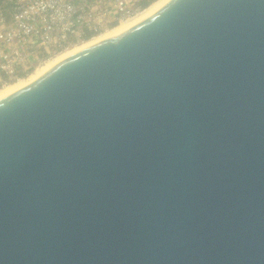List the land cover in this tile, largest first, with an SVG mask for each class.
<instances>
[{"label":"water","instance_id":"water-1","mask_svg":"<svg viewBox=\"0 0 264 264\" xmlns=\"http://www.w3.org/2000/svg\"><path fill=\"white\" fill-rule=\"evenodd\" d=\"M0 264H264V0H168L2 98Z\"/></svg>","mask_w":264,"mask_h":264},{"label":"built area","instance_id":"built-area-1","mask_svg":"<svg viewBox=\"0 0 264 264\" xmlns=\"http://www.w3.org/2000/svg\"><path fill=\"white\" fill-rule=\"evenodd\" d=\"M155 0H2L0 89L127 21Z\"/></svg>","mask_w":264,"mask_h":264},{"label":"bare ground","instance_id":"bare-ground-1","mask_svg":"<svg viewBox=\"0 0 264 264\" xmlns=\"http://www.w3.org/2000/svg\"><path fill=\"white\" fill-rule=\"evenodd\" d=\"M2 0H0L1 2ZM168 0H155L153 3H151L146 9H144L142 12H140L138 15L134 16L133 18L119 23L117 26L112 28L111 30L102 33L98 37H95L94 39L77 46L73 48L70 51L64 52L57 57L45 61L44 63L40 64L31 74H29L26 78L20 79L12 84H9L3 88L0 89V100L7 95L11 94L12 92H15L32 82L36 81L40 76H42L46 71H48L50 68L55 66L57 63L62 61L63 59L69 57L70 55L90 46L95 43H98L100 41L106 40L108 38H111L123 30L127 29L128 27L134 25L135 23L139 22L140 20L144 19L145 17L151 15L156 10H158L162 5H164Z\"/></svg>","mask_w":264,"mask_h":264}]
</instances>
